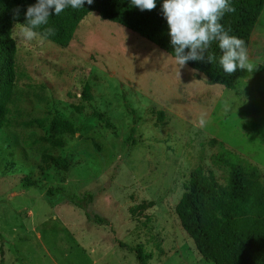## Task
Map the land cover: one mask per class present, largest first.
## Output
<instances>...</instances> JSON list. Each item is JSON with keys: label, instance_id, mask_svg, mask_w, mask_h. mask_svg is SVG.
<instances>
[{"label": "rangeland", "instance_id": "rangeland-1", "mask_svg": "<svg viewBox=\"0 0 264 264\" xmlns=\"http://www.w3.org/2000/svg\"><path fill=\"white\" fill-rule=\"evenodd\" d=\"M22 26L13 25L18 100L11 127L0 125V264H105L112 244L120 263L110 254L111 264H139L121 242L142 245L148 264H213L176 206L198 166L222 181L211 164L214 138L261 168L264 182V10L247 53L251 71L234 90L97 12L68 47L19 39ZM55 114L77 127L61 135V149L34 144L48 126L20 125ZM44 151L67 158L69 169L41 170Z\"/></svg>", "mask_w": 264, "mask_h": 264}, {"label": "trees", "instance_id": "trees-1", "mask_svg": "<svg viewBox=\"0 0 264 264\" xmlns=\"http://www.w3.org/2000/svg\"><path fill=\"white\" fill-rule=\"evenodd\" d=\"M36 0H0V125L11 127L12 106L17 103L16 91L19 82L18 46L13 35L14 23L23 25L25 11ZM234 11L225 13L221 23L231 29V34L244 41L246 52L250 47L253 32L264 10V0H230ZM157 0L152 10L141 11L130 0H93L84 8H67L58 16H50L48 25L55 34L46 38L58 46L68 47L75 37L81 22L97 12L103 20L120 24L154 43L174 57L168 35V25ZM17 11L19 15H17ZM208 55H214L212 63L189 61L188 67L202 74L212 84L236 89L244 77L245 69L225 74L218 63L220 50L213 42ZM160 115L163 116L162 112ZM25 128H45L46 136L38 137L34 144L47 143L51 148L65 146L62 134H75V123L59 114L52 117L31 118L21 123ZM218 152L212 154L211 164L222 170V181L212 168L198 166L190 173L186 191L176 206V213L183 229L193 239L198 252L213 264H264V182L262 170L255 163L224 146L217 139ZM33 145L31 141L30 146ZM41 170L51 165L68 170L67 158L44 151L41 155ZM91 198V194H88ZM99 223L107 219L92 217ZM2 234L0 232V238ZM136 253L139 264H148L142 245L137 247L119 243Z\"/></svg>", "mask_w": 264, "mask_h": 264}, {"label": "clouds", "instance_id": "clouds-1", "mask_svg": "<svg viewBox=\"0 0 264 264\" xmlns=\"http://www.w3.org/2000/svg\"><path fill=\"white\" fill-rule=\"evenodd\" d=\"M93 0H36L24 13L25 22L18 37L32 41L37 36L46 39L55 34L48 25L50 16H58L67 8H84ZM139 10H152L157 0H130ZM162 13L168 25V35L176 63L183 67L189 61L212 63L214 55H208L213 42L217 43L221 55L218 63L225 74L231 75L238 69L251 71L244 41L231 34L230 28L221 23L225 13L234 8L230 0H162ZM19 15V12L16 13ZM201 125L205 123L200 120Z\"/></svg>", "mask_w": 264, "mask_h": 264}, {"label": "crops", "instance_id": "crops-1", "mask_svg": "<svg viewBox=\"0 0 264 264\" xmlns=\"http://www.w3.org/2000/svg\"><path fill=\"white\" fill-rule=\"evenodd\" d=\"M108 252L109 251H107V253L104 255V261H107L105 264H111V262H110L111 260L110 259L109 260H106L107 258H109V255L110 254H112L111 257H112L113 261H116V262L118 261V263H120V261L117 260V258H116V257H119L118 256V250H117V246L116 245H113V244L110 245V252H109V254H108ZM120 258H121L122 261H124V264H125L124 258L123 257H120ZM72 262H73L72 264H76L77 258H75Z\"/></svg>", "mask_w": 264, "mask_h": 264}]
</instances>
